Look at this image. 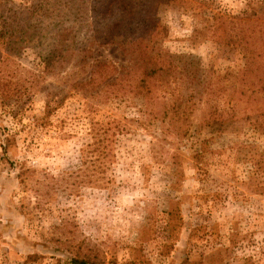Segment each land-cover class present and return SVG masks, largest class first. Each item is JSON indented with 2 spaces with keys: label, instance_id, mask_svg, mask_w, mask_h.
I'll return each instance as SVG.
<instances>
[{
  "label": "rangeland",
  "instance_id": "1",
  "mask_svg": "<svg viewBox=\"0 0 264 264\" xmlns=\"http://www.w3.org/2000/svg\"><path fill=\"white\" fill-rule=\"evenodd\" d=\"M262 1L0 0V264H264V95L236 80L254 53L233 36ZM124 9L225 92L178 71L153 95L83 85L132 62L107 37ZM173 92L187 118L164 116ZM212 106L231 124L196 132Z\"/></svg>",
  "mask_w": 264,
  "mask_h": 264
},
{
  "label": "trees",
  "instance_id": "2",
  "mask_svg": "<svg viewBox=\"0 0 264 264\" xmlns=\"http://www.w3.org/2000/svg\"><path fill=\"white\" fill-rule=\"evenodd\" d=\"M121 16V23L117 27L112 28L107 37L119 35V46L126 56H130L132 62L125 66H118L114 62L100 61L96 64L95 69H93L91 78L82 83L83 85L97 87L102 82L107 81V85L118 86L117 90L122 91V93L153 95L152 92L157 75L168 73L169 71L171 73L178 71L187 74L192 84L202 83L203 80L200 77V68L198 66L189 67L188 65H184L182 67L173 59V54L156 45L157 39H155V36L159 32L148 28L137 30L139 27H134L138 17L141 18V23L149 24L151 19L147 18V15L134 14L132 12L128 15V11L124 9V11H121ZM243 21L249 22L250 26L247 29L241 28L233 36L236 38L239 36V40H244L246 45H251L247 48L255 56H249V60L251 61H246L240 71V76L236 80L243 86L250 88L253 96L254 93H262L264 95V0L260 5L259 11L247 15ZM210 73H212V70ZM228 75L231 74L229 73ZM215 84L212 74L207 76L203 81V85L206 86L210 95H222L228 88L226 85L216 87ZM171 96V104L166 105L164 116L172 112L173 114H177V117L180 119L183 116L187 118L189 115L187 113L188 105H184L183 95L173 92ZM191 96L194 97L193 94ZM158 98H160L159 95ZM165 103L167 104L166 101ZM255 112H259L260 115L264 116V105L257 107ZM234 116L235 114L230 109L219 108L218 106L209 107L207 113L203 116L201 128L197 129L196 132L208 126H218L219 130L226 129L231 124ZM178 130L183 131L184 135L194 133L185 126H179ZM196 151L202 152V149L199 148ZM262 155L264 153L261 154V157L257 161V170H264V157ZM261 191H264V187ZM72 263L98 264L96 261L90 259H73Z\"/></svg>",
  "mask_w": 264,
  "mask_h": 264
}]
</instances>
